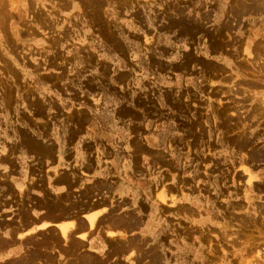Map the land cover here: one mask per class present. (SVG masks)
I'll return each mask as SVG.
<instances>
[{
	"label": "rangeland",
	"instance_id": "obj_1",
	"mask_svg": "<svg viewBox=\"0 0 264 264\" xmlns=\"http://www.w3.org/2000/svg\"><path fill=\"white\" fill-rule=\"evenodd\" d=\"M0 4V149L9 154L8 164L0 160V198L8 202L0 203L2 208L22 211L36 189V177L49 182V172L42 175L41 165L42 158L50 164L51 137L58 142L59 131L82 128L90 113L77 108L89 105L87 96L99 90L112 101H128L142 117L171 124V138L135 145L140 156L133 159L170 164L172 175L181 178L179 185L201 196L189 201L205 217L214 213L197 224L174 225L172 263L264 264V0ZM123 12L136 26L156 23L162 31L171 26L197 31L202 56L185 59L183 71H75L74 57L88 61L98 50L93 41L108 40L115 47L121 30L116 21ZM156 65L161 67L159 61ZM129 78L123 87L122 80ZM21 149L26 154L19 158ZM25 159L32 165L23 164ZM21 170L22 177L29 178L23 186L14 176ZM8 172L14 175L7 177ZM44 201L52 206L47 193ZM68 201L60 197L54 205L66 206ZM9 218L0 210V248L11 243L4 221ZM22 241L29 246L0 259V264H51L60 251L68 258L55 264H74L77 259L97 264L76 252L80 242L59 237L53 228ZM136 243L144 246L143 240Z\"/></svg>",
	"mask_w": 264,
	"mask_h": 264
},
{
	"label": "crops",
	"instance_id": "obj_2",
	"mask_svg": "<svg viewBox=\"0 0 264 264\" xmlns=\"http://www.w3.org/2000/svg\"><path fill=\"white\" fill-rule=\"evenodd\" d=\"M214 12L212 8V21ZM121 19L116 21L121 30L115 37V47L108 40L93 41L98 50L88 61L74 57L75 71H183L185 59L202 56L199 52L202 39L196 36L197 31L194 34L180 28L175 31L174 26L162 31L156 23L136 26L126 12ZM157 61L161 67L156 65ZM80 63L85 67L80 68ZM131 80L123 79V87ZM87 98L89 105L77 108L90 113L82 128L73 130L71 126L59 131L58 142L51 137L52 152L47 154L50 164H45L42 158L41 165L42 175L45 170L49 172V182L45 179L39 182L36 177V189L29 190L32 193L22 211L0 205L1 213L10 217L4 221L6 238L11 241L0 248V259L24 251L29 246L22 241L24 238L53 228L59 237L68 236L80 242L76 252L88 255L97 264H173L170 254L174 225L197 224L213 218L214 213L211 211L205 217L204 211L189 201L201 200V196L192 187L179 185L181 178L172 175L170 164L156 166L140 158L133 159L140 156L134 151L135 145L156 137L171 138V124L142 117L128 101H112L99 90ZM161 126L163 131H158ZM23 154L26 152L21 149L19 158ZM8 156L0 149L3 165L8 164ZM26 159L23 164L28 161L26 165L31 166ZM11 175L14 174L7 173V177ZM14 176L21 186L29 181L28 177H22V170ZM44 193L50 196L52 206L44 201ZM64 196L68 197V204L55 206L54 202ZM0 203L8 204L1 198ZM140 240L144 241L142 247L136 243ZM146 246L157 256L151 257ZM67 258L63 251L57 252L51 264ZM76 262L80 264L78 259Z\"/></svg>",
	"mask_w": 264,
	"mask_h": 264
},
{
	"label": "bare ground",
	"instance_id": "obj_3",
	"mask_svg": "<svg viewBox=\"0 0 264 264\" xmlns=\"http://www.w3.org/2000/svg\"><path fill=\"white\" fill-rule=\"evenodd\" d=\"M1 5V4H0ZM66 225V224H65ZM61 227V226H60ZM64 229V228H63ZM63 236V235H62ZM65 237V236H64Z\"/></svg>",
	"mask_w": 264,
	"mask_h": 264
}]
</instances>
